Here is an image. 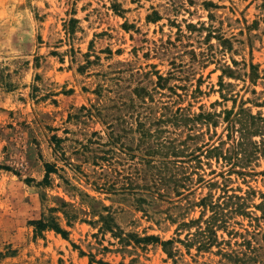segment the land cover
Masks as SVG:
<instances>
[{
  "label": "rangeland",
  "instance_id": "1",
  "mask_svg": "<svg viewBox=\"0 0 264 264\" xmlns=\"http://www.w3.org/2000/svg\"><path fill=\"white\" fill-rule=\"evenodd\" d=\"M0 264H264V0H0Z\"/></svg>",
  "mask_w": 264,
  "mask_h": 264
},
{
  "label": "trees",
  "instance_id": "2",
  "mask_svg": "<svg viewBox=\"0 0 264 264\" xmlns=\"http://www.w3.org/2000/svg\"><path fill=\"white\" fill-rule=\"evenodd\" d=\"M196 118H203L205 121H208L211 118V115L209 114H203L200 113L197 115ZM182 119L180 120V122ZM189 121V120H188ZM224 121L227 123V128H235V124H238L236 130L240 134V143L238 147L240 148L241 152L246 153L248 152L247 148V136L252 132L254 128L257 127V121H262L261 118L255 117L251 114H246L245 110L243 108H239L238 112L235 114H232L231 111L225 112L224 115ZM212 126H216L215 123L212 124ZM207 153L210 152L213 154V156L217 159H223L226 163L230 161L231 158L226 157L225 155H222V152H219V149L215 146H212L209 150L206 151ZM172 154L177 155V151L171 152ZM46 169V178L47 176L53 172L54 167L49 164H45ZM45 178V179H46ZM200 182H204L202 177H199ZM199 206L202 207H208L211 210V217L209 220L205 221L206 227L202 230L201 228H197V232L192 235V237L197 238L198 248L197 250L207 249L214 243L215 241V232L213 231V227L216 225V223L219 221L218 218H222L223 216V207L220 204H208L206 203L205 198H202L198 202ZM241 209V207H239ZM238 208V210H240ZM32 224L35 226V234L39 235L45 230H51L54 231L56 234L61 235L62 238H66L67 232L63 230L55 221V218H49L48 220H37L33 221ZM212 235V237H211ZM145 239H152L156 240L157 238L151 236ZM170 241L162 242V245L169 244Z\"/></svg>",
  "mask_w": 264,
  "mask_h": 264
}]
</instances>
